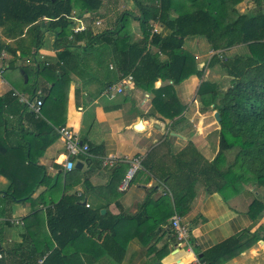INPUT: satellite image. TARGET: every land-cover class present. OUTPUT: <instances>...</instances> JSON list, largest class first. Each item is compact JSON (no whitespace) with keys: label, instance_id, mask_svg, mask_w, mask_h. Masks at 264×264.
Masks as SVG:
<instances>
[{"label":"trees","instance_id":"16d2710c","mask_svg":"<svg viewBox=\"0 0 264 264\" xmlns=\"http://www.w3.org/2000/svg\"><path fill=\"white\" fill-rule=\"evenodd\" d=\"M239 1L132 0L137 16L131 10L122 9L112 27L99 29L93 26L107 13V9L102 8V0H0V31L11 40L0 41V53L4 50L15 57L18 51L33 58L36 72L49 83L45 91L36 93L38 88L34 83L24 82L21 77L23 87L19 91L26 93L25 99L30 101L36 96L41 99L38 113L25 102H18L13 93L0 97V112L10 110L15 114L18 111V118L26 113L28 119L33 120L34 128L29 131L20 125L15 130L7 129L0 121V175L8 180L6 189L0 190V217L8 218L7 204L31 201L33 191L44 177V168L35 164L32 142L43 135L57 137L56 128L65 121L70 74L83 76L88 54L94 56L99 68L103 61L112 63L120 75L130 76L134 87L151 93L149 114L171 122L177 121L185 108L172 85L189 75L201 78L204 67L216 65L228 78L226 88L221 91L216 82L202 80L196 89L201 105L212 104V109L218 113L214 156L204 159L187 141L171 154L174 166L170 171L164 170L162 164L155 169L145 161L139 164L164 184L167 192L162 198L173 204L166 217L172 212L180 215L187 210L197 185L204 191L216 192L223 200L239 195L247 186L262 185V200L253 198L247 208L251 218L260 217L264 209V0H248L252 6L242 12L234 8ZM85 13L89 15L87 23L77 22L76 25L81 24L83 28L73 31L76 19ZM133 19L139 22L141 30V37L135 41L130 40ZM153 24L159 26L158 29ZM46 32L52 34L51 46L57 56L54 64L36 57ZM192 37H202L213 51L235 45L246 47V51L215 52L205 66L198 68L193 55L182 47L184 39ZM20 68L25 74L24 68L10 60L5 69H15L19 74ZM113 73L115 70L110 69L105 86L113 84ZM158 79L169 83L154 88ZM10 84L17 88L16 84ZM13 105L16 108L12 110ZM157 169L160 172L156 176ZM77 181L70 180L69 185ZM58 184L36 195L44 204L50 203L44 210L46 230L43 218H39L41 210L32 209L21 218L29 246L12 264H35L38 259H41L40 264H66L61 249L82 234H86L88 240L92 238L94 244L117 263L124 253L115 235L122 218L137 224L156 223V219L149 221L145 216L144 207L150 201L148 195L133 215L99 214V210L88 203V206L81 204L79 195L62 193L52 198L50 194ZM38 218L40 227H32V222ZM1 222L7 224L8 219ZM169 226L175 237L170 222ZM40 230L45 235L43 240L39 237ZM259 239L263 237L257 232L242 230L205 249L197 260L201 264H220ZM163 246L166 247V243ZM10 252L0 244V264H6L4 256Z\"/></svg>","mask_w":264,"mask_h":264},{"label":"crops","instance_id":"0c3cea01","mask_svg":"<svg viewBox=\"0 0 264 264\" xmlns=\"http://www.w3.org/2000/svg\"><path fill=\"white\" fill-rule=\"evenodd\" d=\"M102 3V8L104 11L107 9V13L93 28L112 27L115 14L122 9L131 10L134 16L138 15L132 0H102ZM249 5L248 0H240L234 8L242 12ZM88 17L87 13L83 14L76 19L78 21L75 25L77 22L86 24ZM130 27V40L139 39L141 37L139 22L131 20ZM0 41L6 43L11 40L2 36L0 31ZM51 44L52 34L42 45L48 47L39 48L37 54L38 58H45L50 64H54L57 56ZM182 47L193 55L198 68L205 66L211 54L229 51L211 50L202 37L186 38ZM77 52L82 55L80 50ZM93 59L94 56L91 54L86 56L85 71L80 78L73 73L70 74L64 121V125L79 138L82 136V143L87 144L88 152L75 157L74 161L81 163L79 169L65 171L60 164L64 158V144L59 135L54 138L43 135L32 142L35 164L44 168L45 175L33 191L31 201L22 200L7 204L8 218L0 217V244L11 250L10 254L4 256L6 264L18 260L29 243L22 223L8 221L4 224L1 221L9 218L21 220L32 209H38L41 210L39 218H43L45 229L44 210L50 203L44 204L36 195L57 183L58 188L50 194L52 198L62 193L79 195L81 204L88 203L91 208L98 209L99 214L108 212L113 215H133L138 212L142 201L148 195L150 201L144 207L145 216L149 221L156 219V223L144 221L137 224L122 218L115 228V235L124 248L123 257L119 262L111 260L94 244L92 238L88 240L86 234H82L73 243L66 244L61 249L66 264H191L205 249L242 230H248L249 233L257 232L263 239L257 240L220 264H264V209L257 218H251L247 213L248 204L253 198L259 197L258 189L253 190L258 186L246 187L239 195L223 200L216 192L204 191L202 186L197 185L187 210L180 215L171 211L172 213L166 217L168 209H172L173 204L169 199L162 198L167 192L164 184L139 164L145 161L147 166L154 169L162 164L164 170L170 171L174 166L171 154L180 150L187 141L193 144L204 159L210 160L214 156L217 150L218 130V123L212 116L215 110L212 109V104L201 105L196 96V89L202 80L217 83V79L206 77L209 71L217 66L204 67L201 78L189 75L178 84L172 85L179 103L185 108L180 118L171 122L149 114L152 94L132 84L125 85L119 93L112 95L102 93L106 85V76L111 75L110 69L115 70L112 74L113 84L123 81L127 74L120 75L116 66L107 61H103L99 68ZM10 60H14L15 66L24 68L25 74L21 68L19 74L15 69H5ZM0 62L2 64L0 97L9 93L26 96V93L19 91V88L23 87L21 77L24 82L34 83L41 92L49 86L46 78L32 69L33 58L23 53L16 51V56L12 57L2 50ZM218 73L217 75L222 74L226 77L220 69ZM10 82L16 84L18 89ZM165 83L169 81L158 79L154 82V88ZM16 94L14 95L17 96ZM17 101L19 102L18 97ZM14 108L15 105L12 106V110ZM18 115V111L13 114L10 110L5 112L1 110L0 121L7 129L15 130L21 125L29 131L34 130L33 120L28 119L26 113H21L19 118ZM138 121L141 127L135 128L134 124ZM35 124L38 126L36 122ZM109 157L112 158V162L106 163ZM134 158H138V165L132 178L126 188L119 189V183ZM21 169L23 172L24 168ZM157 172H160L159 169L154 171L156 176ZM76 179L78 181L75 184L69 185L70 180ZM7 186L8 180L0 175V190L6 189ZM101 209L103 212H100ZM174 214L188 231L190 240L187 239V244L177 241L173 236L169 222ZM39 218L32 222V227L35 225L40 227ZM44 236L40 230L39 237L43 240ZM164 243L166 247L163 246Z\"/></svg>","mask_w":264,"mask_h":264},{"label":"built area","instance_id":"2783aa9c","mask_svg":"<svg viewBox=\"0 0 264 264\" xmlns=\"http://www.w3.org/2000/svg\"><path fill=\"white\" fill-rule=\"evenodd\" d=\"M82 28H83L82 25L79 24V25L74 26L73 31H78V30H81ZM1 71H2V67L0 65V73ZM128 84L129 85L132 84L130 76H126L124 80L119 82L118 84H110V85L105 86L102 93L106 95H112L114 93H119L122 91V88ZM36 93H39V90H37ZM13 94H16V93H13ZM16 95L19 101L25 102L33 110V112L35 113L39 112L41 99L38 96L34 97L30 101H27L25 97H23L21 94H16ZM56 132L58 133V135L60 136L64 144V158H63V162H60V164L62 165L63 170L65 171L70 170L73 168V165L75 162L74 157H76L79 154H87L88 146L87 144H84V143L78 144V141H79L78 135L65 125L57 127ZM71 157L73 159H71ZM110 162H112L111 157L107 158L106 163H110ZM137 165H138V158H134L132 161V165L130 166V168L127 169L122 180L119 183V186H118L119 189L126 188ZM84 205L88 206L87 203H84ZM8 221L13 222V223H21V220L19 219L16 220L13 218H9ZM170 224L174 230L176 239L184 244H187L188 231L184 225L179 223L178 216H176L175 214L171 216ZM0 257H1V254H0ZM40 262H41V259H38L35 264H40ZM191 264H201V263L197 259H195L191 262Z\"/></svg>","mask_w":264,"mask_h":264},{"label":"rangeland","instance_id":"374dc122","mask_svg":"<svg viewBox=\"0 0 264 264\" xmlns=\"http://www.w3.org/2000/svg\"><path fill=\"white\" fill-rule=\"evenodd\" d=\"M249 2V1H248ZM249 7H251L252 5H251V3L249 2ZM248 7V8H249ZM248 8H246V9H248ZM245 10V9H244ZM116 15H118V13H116L115 14V16ZM158 27L159 26H155V28L156 29H158ZM141 33V32H140ZM132 35H133V32H132ZM50 36H51V33H49V32H46L45 33V36H44V39H43V43L45 44L48 40H49V38H50ZM43 45V44H42ZM47 45H44V46H41V48H45ZM48 47V46H47ZM205 51V50H204ZM227 52L226 53H224V54H231V53H243V52H245L246 51V47H244V46H242V45H238V46H235V47H232V48H229V51L228 50H226ZM205 53V52H204ZM36 57H37V59H38V54L36 55ZM37 59H35V60H37ZM0 65H1V67H2V64H1V62H0ZM35 65H36V63L34 62V60H33V67H32V69L33 70H35ZM218 68L217 67H214L213 68V70H211V71H209V74H207L206 75V77H208V78H211V79H217V85L219 86V88L221 89V90H224L225 88H226V86L228 85V78L227 77H225V76H223L222 74H220V75H217V74H219L218 73ZM1 73H2V71H1ZM0 73V74H1ZM216 82V81H215ZM250 186H252L253 187V185H250ZM250 186H247V187H250ZM255 188V187H254ZM258 189V190H257ZM253 190H257V195H259V197L261 198V196H262V194H263V187H262V185H258V187L257 188H255V189H253Z\"/></svg>","mask_w":264,"mask_h":264},{"label":"water","instance_id":"95a60500","mask_svg":"<svg viewBox=\"0 0 264 264\" xmlns=\"http://www.w3.org/2000/svg\"><path fill=\"white\" fill-rule=\"evenodd\" d=\"M51 1H52V0H51ZM212 116H213V119L215 120V122L218 123V122H219V117H218V113H217V111H214L213 114H212ZM134 127H135V128H140V127H141V123H140V121L136 122V124H134ZM81 143H82V136H80L79 141H78V144H81ZM80 167H81V163L78 162V161H76V162L74 163L73 168H75V169H79ZM82 204H83V203H82ZM100 212H103V210L101 209Z\"/></svg>","mask_w":264,"mask_h":264}]
</instances>
